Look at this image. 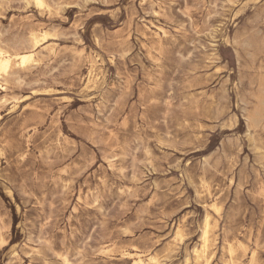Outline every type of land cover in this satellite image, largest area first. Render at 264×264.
I'll list each match as a JSON object with an SVG mask.
<instances>
[{"label":"rangeland","instance_id":"1","mask_svg":"<svg viewBox=\"0 0 264 264\" xmlns=\"http://www.w3.org/2000/svg\"><path fill=\"white\" fill-rule=\"evenodd\" d=\"M41 2L0 0V264H264V0Z\"/></svg>","mask_w":264,"mask_h":264},{"label":"bare ground","instance_id":"2","mask_svg":"<svg viewBox=\"0 0 264 264\" xmlns=\"http://www.w3.org/2000/svg\"><path fill=\"white\" fill-rule=\"evenodd\" d=\"M34 1L39 5L42 3L41 0H34ZM36 37H37V35H35V38ZM32 55H33V53L31 51H28V52L17 53L14 56H12L11 54H7V53L3 52L2 49H0V75L2 72H5L6 69L10 66L11 62L13 61V58L14 59L16 58L21 64H24L32 58ZM256 119H258V118H256ZM207 233H208V223L206 222L205 228H204V233H203V246H204V248L207 246L206 245L207 244Z\"/></svg>","mask_w":264,"mask_h":264}]
</instances>
